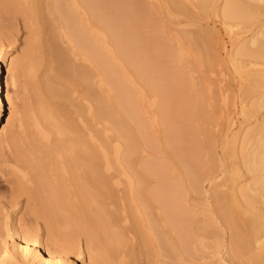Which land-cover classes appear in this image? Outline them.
Listing matches in <instances>:
<instances>
[{"label": "bare ground", "instance_id": "6f19581e", "mask_svg": "<svg viewBox=\"0 0 264 264\" xmlns=\"http://www.w3.org/2000/svg\"><path fill=\"white\" fill-rule=\"evenodd\" d=\"M216 1L166 0L180 14L194 13V5L201 11L211 6L217 7V15L225 23L228 19L254 15L252 7L242 3L245 1L222 0L217 4ZM130 3L134 5L130 7ZM146 6L139 0H0V14L4 13L7 20L18 12L34 18L32 27L35 36L26 51V57L36 65L39 59L37 49L43 44L49 64L48 74L38 85L40 95L36 104L40 113L32 107L33 112L38 114L27 115L35 133L49 143L44 151L45 154L49 153V163L48 160L45 162L34 158V153H25L29 149L23 153L18 150L19 154L12 158L17 180L15 193L25 194L32 205L29 206L34 212L32 214L42 216L49 223L46 238L38 227H16L23 254L28 256L36 248L40 264H77V257L83 254L72 239L77 233L86 237L90 258L100 257L106 264H127V256L133 258V264H139L142 260L152 262L161 253L159 248L170 253L168 245L181 247L189 232L188 228L193 224L194 219L181 217L180 191L179 188H173L172 176H169L166 167L133 156L138 144L131 136V129L123 124L124 128L121 127L118 110L112 106V99L122 101L123 104H120L137 121L138 128L144 129L143 115H140L136 105L137 92H134L136 81L143 79L150 92L170 91L189 103L184 102L178 107H171V103L165 101L160 104L158 116L165 122L172 120L177 127L187 126L189 118L195 119L202 122L203 127L196 132L199 130L205 136L208 126L214 121L217 101L213 102L215 97L212 94L216 92L212 93L211 84L207 85L208 99L205 100L202 82L186 71L191 65H187L186 70L185 65L179 70L171 67L169 60H175L174 57L166 56L160 50L164 38H139L138 27L141 25L137 18ZM120 8L125 11L119 17ZM45 14L53 15V22ZM0 28L4 29L5 26L2 24ZM188 33L192 35V32ZM195 33L198 34V31ZM259 34L264 35V30H259L252 37L253 46L240 48V55L251 57L252 62H248V65H257L258 61L264 63L261 61L264 60V37H258ZM202 35L195 36L197 47L194 46L199 50L201 63L210 61L217 50L213 44H209L211 41L208 42V37L206 39ZM187 36L190 38L189 34ZM131 37L136 42L130 43ZM139 45L145 47L146 54H138ZM150 53L155 56L149 57ZM120 55L125 59V63L121 64L123 68L117 63ZM0 57L1 120L7 100L6 86L1 76V62L6 58L2 48ZM150 67L159 72H149ZM127 72H130L129 79ZM14 77L12 82L15 84ZM161 78L165 79L162 88L157 84ZM104 86L108 88L105 90L106 98L102 95ZM254 105L264 106V91L262 98ZM172 111L176 113L174 118H170ZM181 114L183 116L180 117ZM102 119L111 120L112 130L118 141L122 140L124 144L123 154L110 150L112 144L106 136L103 137L105 131L101 127ZM227 121L228 125L232 122L230 118ZM196 132L190 131L192 138L187 145L178 132L182 141L175 148L186 164L198 169L204 163L202 158L205 153L211 150V141L207 143L204 138L196 140ZM10 135L8 130L2 131L1 148L16 142L10 139ZM37 140L39 143L40 140ZM243 144L245 149H242L241 158L247 172L253 173V181L239 188L220 190L217 196L231 230L233 255L245 257L249 264H264V219L261 218L264 210L258 205L264 199V123L260 130L247 131L242 139ZM196 173L194 176L199 174ZM153 210H156V218ZM60 221L73 223L72 235L59 233L55 223ZM164 226L175 230L173 239L168 237V229ZM191 227L194 228V225ZM9 236L7 234L0 240V264L13 262ZM53 240L58 242L56 245H59V249L55 248L57 246L52 247Z\"/></svg>", "mask_w": 264, "mask_h": 264}, {"label": "rangeland", "instance_id": "374dc122", "mask_svg": "<svg viewBox=\"0 0 264 264\" xmlns=\"http://www.w3.org/2000/svg\"><path fill=\"white\" fill-rule=\"evenodd\" d=\"M113 1L121 2L124 0ZM139 1L147 5L145 11H142L137 18L138 24L141 25L138 27L139 38L145 39L147 37L151 40L152 38L160 40L164 38V44L160 50L166 56L174 57L173 59L175 60H169L171 67L179 70L186 66V70L188 68L187 65H191L186 71L202 82L204 88L203 98L205 100L208 99L207 85L209 83L212 87V93H217H215L217 97L212 94L215 97L213 102L217 101L215 118L211 125L208 126L205 136H202L199 130L196 132L197 129H202L203 127H201L202 122L195 119L189 118L187 126L176 127L177 124L172 120L165 122L161 116L159 118V110L157 109L164 101L171 103V107H178L179 104H184V102L186 104L189 103L184 99H180V95L170 91L167 92L164 89L163 91L167 93L157 92L156 90L155 92H150L146 89L143 79L136 81V90L134 88V92H137L135 94L137 95L136 99H138L136 101L138 111L140 115H143H141L142 121L144 120L143 122L146 123H144V129L140 130L138 128L137 121L128 114L127 108L121 105L123 104L122 101L119 102V99L118 101L112 99V106H115V109L118 110L117 115L120 124L131 129V136L138 144L133 156L141 157L152 164H160L166 167L169 176H172L173 188H179L178 190L180 191L181 217L183 219H194L193 224H191V226L194 225V228L191 226V228H188L189 232L185 235V242L181 247H174L172 244L168 245V252L170 253H166L167 251L165 252L159 248L158 250L161 253L154 261L142 260L139 264H249L245 257L233 255L231 230L222 214L221 201L218 199L217 194L220 190H227L230 187L239 188L253 181V173H248L249 171L241 158V152L245 149L244 144L242 145V139L247 131L260 130L264 123V106L258 107L254 105L262 98V92L264 91V63L258 61L257 65L253 63L248 65V62H252L251 57H244L239 54V51L244 46H253L252 37L259 30H264V0H240L245 1L246 3H242L252 7L251 10L253 9L252 11L255 12H253L254 15L250 14L252 15V17L249 16L250 18L228 19L229 21H226V23L220 15H217V7L211 6L208 10L201 11L194 5L192 6L193 8L191 7L194 13L192 11L187 14H180L172 9L166 0ZM217 2L221 3L222 0H217L216 4ZM133 5V3H130V7ZM256 9L260 10V13ZM119 10L120 17V15L124 14L125 9L120 8ZM189 14L191 16H188ZM195 14L196 16L194 17ZM45 15L47 16V14ZM4 16V13L0 14V25L3 24L5 26L4 29L0 28V48L6 53L5 60L1 62V76L5 83L4 86H6L7 100L0 120V137L2 131L6 129L9 135L11 134L10 139L16 140L15 143L18 145L12 140V146L0 147L3 149L0 150V240L10 234L8 240L12 242L11 246L14 255L12 264H40L36 256L38 253L36 248H33L28 256L23 254L16 227L17 225L22 228H29L27 226L38 227L41 235L46 238L45 233L49 223H46V219H43L42 216L33 215L32 207H29L32 205L28 203L25 194L15 193L14 188L17 180L13 172L15 171L13 159L15 154H19V151L23 153L25 149H29L25 153H34V158L37 159L38 157V160L42 159L45 162L48 160L49 163L47 156L49 153L45 154L44 152L49 143L35 133L34 126L31 125L30 120L27 118L29 114L40 113V110L37 111L39 107L36 104L40 95L38 85L48 74L49 64L46 56V47L43 44L37 49L39 59L36 65L31 63L26 57V51L31 44L33 36H35L32 27L34 18L28 17L27 14L22 12L16 13L8 20ZM51 16L48 19L53 22ZM186 31L192 32V35L190 36V33ZM197 31L198 34L195 33ZM184 33L189 34L192 39L187 35L183 36ZM181 34L183 37H181ZM199 34H203L202 36L205 38L208 37V42L209 40L212 42H209V44H213L217 49L215 56L211 58L212 61L211 59L210 61H203V63L200 61L199 50L195 48L197 47L195 36ZM185 36V39L189 42L185 41ZM258 37H264V35L259 34ZM133 42H136V40L131 37L130 43ZM191 42H195V44L192 43L193 45H190ZM141 45L143 46V44ZM142 46L139 49V55L147 53L145 47ZM117 52L119 51L117 50ZM154 56L155 54H149V57ZM119 57L120 61L117 63L120 64V68H123L121 64L125 63V59L121 55ZM261 61L264 62V60ZM150 70L154 74L159 72L153 67L152 69L151 67L149 68V72ZM168 70L171 71L170 69ZM172 72L174 71L172 70ZM12 77L15 78V84L12 82ZM127 78H130V72H127ZM164 83V78L157 80L160 88H162ZM103 88L102 95L107 97V91L105 90L108 88L105 86ZM138 93L141 96L140 98ZM34 105H37V107H34ZM32 107L37 112H33ZM175 115V111H172L170 118H174ZM228 118L232 121L230 125H228ZM170 122L173 123L171 124ZM123 125L121 127L124 128ZM101 127L105 131L103 137L105 138L106 136V139H109L112 144V147H110V150L113 151L112 153L116 150L118 153L123 154L125 152L124 144L122 140H120L121 143L118 141L115 132L112 130L111 120L102 119ZM174 127L176 128L175 130ZM190 131L196 132V140L204 138L207 143L211 141V153L204 151V153L207 152L202 158L204 163L198 169L186 164L184 158L177 154L178 150L175 148L182 140L186 145L190 142L192 138ZM178 132L182 140L179 139ZM31 138H34V140L32 141ZM37 139L40 140L39 143ZM34 144L36 145L34 146ZM46 152H48V149ZM212 156L213 160L211 161ZM195 172L199 174L196 173L198 175L194 176ZM258 205L264 210V199ZM154 211L156 210L152 211L156 218L157 214ZM261 215L263 216L261 218L264 219V213H261ZM64 222L55 223V227L60 231L59 233L61 235L73 233V223ZM164 227L167 228L166 226ZM195 228L196 230H194ZM167 229L168 237L173 239L175 230L173 231L170 226ZM152 236L155 237V235ZM72 239L77 242L79 249L83 251V254L77 257V264H106L100 257L98 259L89 257L90 251L87 249V239L84 235L77 233ZM57 243L53 240L51 243L52 247L57 246L55 248L59 249V245H56ZM126 259L127 264H133L132 257L129 258L127 256Z\"/></svg>", "mask_w": 264, "mask_h": 264}]
</instances>
